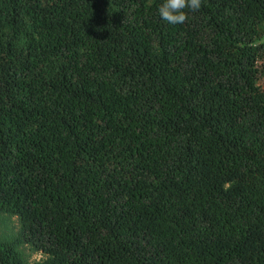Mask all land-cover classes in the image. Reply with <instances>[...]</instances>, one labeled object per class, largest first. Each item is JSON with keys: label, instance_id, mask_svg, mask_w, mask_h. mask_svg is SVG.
<instances>
[{"label": "trees", "instance_id": "trees-1", "mask_svg": "<svg viewBox=\"0 0 264 264\" xmlns=\"http://www.w3.org/2000/svg\"><path fill=\"white\" fill-rule=\"evenodd\" d=\"M0 0V264H264V0Z\"/></svg>", "mask_w": 264, "mask_h": 264}, {"label": "clouds", "instance_id": "clouds-1", "mask_svg": "<svg viewBox=\"0 0 264 264\" xmlns=\"http://www.w3.org/2000/svg\"><path fill=\"white\" fill-rule=\"evenodd\" d=\"M202 0H164L159 7L160 17L169 24H183L188 19L186 8L192 11H198Z\"/></svg>", "mask_w": 264, "mask_h": 264}, {"label": "rangeland", "instance_id": "rangeland-1", "mask_svg": "<svg viewBox=\"0 0 264 264\" xmlns=\"http://www.w3.org/2000/svg\"><path fill=\"white\" fill-rule=\"evenodd\" d=\"M18 229V223L15 216H7L0 214V240L13 236ZM23 258L30 264L34 260L44 257V254L31 250L27 245L20 244L18 246Z\"/></svg>", "mask_w": 264, "mask_h": 264}]
</instances>
